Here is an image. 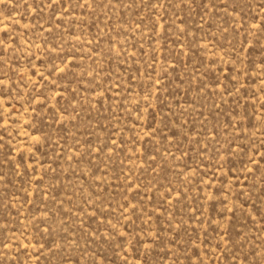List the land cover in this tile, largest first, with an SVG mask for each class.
<instances>
[{
    "label": "rangeland",
    "instance_id": "374dc122",
    "mask_svg": "<svg viewBox=\"0 0 264 264\" xmlns=\"http://www.w3.org/2000/svg\"><path fill=\"white\" fill-rule=\"evenodd\" d=\"M0 264H264V0H0Z\"/></svg>",
    "mask_w": 264,
    "mask_h": 264
}]
</instances>
